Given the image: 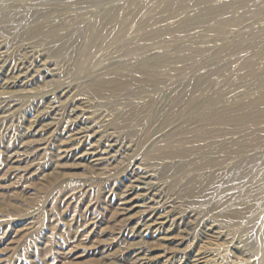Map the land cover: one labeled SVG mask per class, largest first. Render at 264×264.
<instances>
[{
	"label": "rangeland",
	"instance_id": "1",
	"mask_svg": "<svg viewBox=\"0 0 264 264\" xmlns=\"http://www.w3.org/2000/svg\"><path fill=\"white\" fill-rule=\"evenodd\" d=\"M170 2L51 0L54 15L24 21L13 35L0 34V264L256 263L244 243L253 244L261 233L264 187H258L264 173H251L256 180L248 190L244 180L221 190L227 165L210 153L202 161L210 172L201 175L214 186L201 189L195 199H184L183 189L197 186L191 174L179 186L175 176L164 175L168 161L148 162L168 133L182 125L179 120L166 124L160 117L148 129L140 115L125 122L131 121L135 130L123 124L115 127L111 104L88 93L92 84L104 85L110 98H125V92H113L111 80L127 82L123 65L130 47L107 42L120 20L125 25L150 24L159 32L163 27L172 30L177 39L165 48L197 56L207 75L206 89L233 109L252 100L247 91L264 95V0H175V8L164 11L162 6ZM5 4L18 5L19 0ZM31 5L42 10L38 0ZM201 11L220 15L208 25L191 22ZM107 14L110 20L103 25ZM59 19L83 26L84 36H74L72 27L64 25L50 32ZM38 28L46 34H24ZM161 39L166 42V36ZM80 61L87 64L85 72L79 71ZM196 76L189 69L187 77ZM67 123L74 133L91 128L89 148L82 145L69 158L59 151L60 140L73 134H61ZM260 128L250 129L259 145L255 154L264 157V126ZM113 143L117 146L111 154L100 160ZM205 183L202 187L210 186ZM214 189L217 192L210 195ZM231 197L236 205L226 209ZM152 199L156 206L147 204ZM197 200L204 202L202 212L192 205ZM222 201L227 202L225 208H213ZM155 208L185 220L168 233L171 241L159 239L166 232L154 237L144 230L143 219ZM224 209L243 214L227 221L218 218Z\"/></svg>",
	"mask_w": 264,
	"mask_h": 264
},
{
	"label": "bare ground",
	"instance_id": "2",
	"mask_svg": "<svg viewBox=\"0 0 264 264\" xmlns=\"http://www.w3.org/2000/svg\"><path fill=\"white\" fill-rule=\"evenodd\" d=\"M7 1L1 0L4 4L0 6V34L13 35L23 26L24 21H40L44 16L54 15L55 12V7L51 4V0H38L42 8L40 11L33 9V5H31L33 0H19V4L13 6L6 5ZM174 1L163 5V10L171 11L174 9L176 6ZM207 1L198 0L200 3ZM120 10L123 12L122 9ZM219 15L214 12L201 11V13L190 20L194 23L208 25ZM110 17L107 14L104 18L105 22L103 19L101 20L103 25L110 20ZM191 24H186L185 28ZM63 25L65 28L72 27L74 36H84L86 29L83 26L72 25V23L64 21V19L56 20L52 24L50 32H55ZM220 32L226 33V31ZM24 34L42 37L46 32L38 28L28 29ZM163 36H166V42L161 39ZM175 39L177 37L168 27H163L162 31L159 32L150 24L143 26L137 23L125 25L118 20L112 30V35L107 38V42L118 43L116 46H120V48L130 47L125 51L124 60L128 61L127 65H123L124 68L127 67L125 68L128 73L127 82L123 84L122 82H113L111 80L113 92L123 91L125 92V98L121 97L120 100L110 98V96L106 95V90L103 89L104 85L92 84L88 89V93L111 104L116 112L115 127H120L123 124L130 127L131 130H135V126L131 124V121L125 122L140 115L143 116L144 124L148 129L153 128V125L156 124L160 117L165 120L166 124H171L175 119L179 120L178 124L182 125L168 133L163 143L156 149L159 152L155 153V157L149 159L148 162L151 163L155 160L168 161L163 171L164 175L175 176L179 186L184 183L183 177L188 173L191 174L190 179L197 186L194 189H191V187L183 189L182 196L184 199H195L201 189L208 191L214 186V184L212 185V179L210 183H205L201 175L203 171L206 173L210 172L207 170L208 166L202 163L210 153L217 161H222L227 165L226 173H222L225 183L221 190L234 188L239 180L245 181V187L248 190L251 185L255 184L254 180H256L251 173L256 169L264 173V157L255 154V152H259V145L254 143L256 135L250 129L258 125L259 130L262 131L260 127L264 126V95L258 91H247V97L252 100L247 103V106L242 105L238 111L236 108L233 109L228 101H221L216 98V94L206 89L204 84L207 75L197 56L185 50L171 51L165 48L166 44H171L170 42L176 41ZM39 40L42 41L43 39L39 38ZM2 47L3 45L0 43V51ZM101 48L102 46L98 50ZM156 48L162 49L155 51ZM99 58L97 57L96 59L98 60ZM86 65V63L80 61L79 71L85 72ZM119 68L122 69L123 67ZM189 69H193L197 74L196 78L187 77ZM168 99L170 105L166 104ZM127 101L132 104H129L130 108L125 110ZM161 103L164 104V107L160 106ZM71 128L68 127L67 123V126L61 132V134L63 132H73L71 137H62L63 139L60 140L59 151H62L65 158L72 154V150H77L82 145L86 147L89 145L86 140L89 137L87 132L91 128L85 127L75 133ZM65 135L63 134V136ZM69 138L71 140L68 141L74 140L75 143L69 144L67 141ZM116 146V143L107 146L102 151L100 160L101 158L103 160L107 158L106 156L110 155L111 150ZM262 146L264 147V143ZM87 150L89 151L90 149ZM97 150L95 149V151ZM192 162H196L197 165L188 166ZM203 183L206 186H210L202 187L204 186ZM260 183H263L262 186L258 187L261 189L264 187V180ZM216 192V189H214L210 195ZM152 200H149L147 204L154 202L153 204L156 206L157 203ZM203 203L197 200L192 202V205L202 212ZM234 205H236V201L234 197H231L229 207L226 209L232 208ZM226 206L227 202L222 201L215 204L213 208H225ZM129 207L131 208V206ZM250 207L244 212L251 210ZM127 211L129 210L127 209ZM148 212L147 217L143 219L144 230L149 235H154V237L156 234L160 236L161 233L166 232L167 235L162 238L159 237L160 240L171 241L173 237H169L168 233L185 222L182 216L172 215L170 211L165 210L162 213L155 208ZM222 212L224 213H221L218 218L227 221L240 219L243 214L231 209L229 211L224 209ZM260 221L261 233L258 239L253 244L249 240L244 243L245 249L251 251L253 256H256L255 264H264V216L260 218Z\"/></svg>",
	"mask_w": 264,
	"mask_h": 264
}]
</instances>
